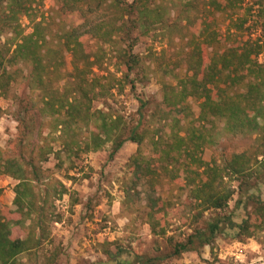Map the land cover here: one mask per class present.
<instances>
[{"label": "trees", "instance_id": "trees-1", "mask_svg": "<svg viewBox=\"0 0 264 264\" xmlns=\"http://www.w3.org/2000/svg\"><path fill=\"white\" fill-rule=\"evenodd\" d=\"M56 1L65 13L81 17L62 33L61 47L49 43L45 0H0V98L17 104L13 114L18 121V133L0 149V178L16 180L14 199L0 208V264L55 260L59 250L47 248L51 226L62 217L55 201L64 194L72 197L57 173L67 163V169L73 168L75 159L107 142L112 144L111 159L126 141L139 145L127 165L131 187L126 193L145 183L147 222L166 247L162 251L158 245L154 256L136 253L128 264H161L205 245L213 248L226 230L240 241L264 233V199L250 193L259 180L264 182V39L234 37L223 49L204 53L205 45L218 41L215 11L233 12L244 0H210L205 12L201 0H179L177 12L166 4L177 0ZM199 12L205 14L200 21ZM196 22L200 25L188 41V74L177 77L176 84L164 83L162 100L148 116L149 126L145 128L142 110L147 100L141 97L139 119L132 127L125 126L112 106L94 108L95 101L109 99L115 91L121 93L127 86L136 90L143 67L134 48L141 37L157 26L182 31ZM231 22L238 30L247 16ZM93 39L101 43L94 51L89 47ZM65 52L72 56L68 73ZM189 97L199 101L196 120ZM217 121L224 122L223 131L229 135L255 134V142L242 152L206 160L205 149L216 143ZM147 140L149 155L141 148ZM51 155L55 165L45 167ZM162 179L188 189L189 223L181 225L188 224L189 231L180 236L169 234L168 203L158 195ZM236 193L247 194L252 202L240 223L226 211ZM242 200L237 199V205Z\"/></svg>", "mask_w": 264, "mask_h": 264}, {"label": "rangeland", "instance_id": "rangeland-1", "mask_svg": "<svg viewBox=\"0 0 264 264\" xmlns=\"http://www.w3.org/2000/svg\"><path fill=\"white\" fill-rule=\"evenodd\" d=\"M209 1L201 0V11L205 12L208 9ZM166 4L171 11L177 12L181 8L179 0ZM44 10L49 43L61 47L60 36L81 22V17L78 13L62 11L56 0H45ZM192 15L196 17L198 12H192ZM199 15L196 20L204 19L205 14L199 12ZM242 16H247V22L242 28L234 30L236 24H233L231 19ZM207 17H209L208 21L212 20L211 16ZM173 20L171 18L170 22ZM23 23L27 25L26 31L30 32L28 21L24 19ZM179 23L184 25L185 21ZM199 25L197 22L192 23L188 29L184 28L182 31H178L176 26H157L148 36L141 37L134 48L141 56L143 67L136 90L127 86L121 93L115 91L109 99L95 101L94 108L105 109L107 106H112L115 114L122 115L125 126L132 127L139 119L141 103L138 99L141 97L144 101L147 100L146 107L142 110L146 115L145 128L149 126L148 116L162 100L164 83L176 84L177 77L188 74L186 63L190 50L188 41L192 31ZM230 25L232 29L228 30ZM213 28L218 31V41L213 46L205 45V54L223 49L234 37L247 39L262 36L264 39V0H244L233 12L215 11ZM183 35L186 37L183 38ZM100 45L97 39L89 42L90 50L93 51ZM115 46L116 44L112 49L108 46L109 53ZM65 54L67 62L64 71L68 73L72 70V56L68 52ZM259 59L262 61L263 56L260 55ZM110 63L112 64V61ZM189 103L193 110L192 117L196 120L200 110L199 101L189 97ZM16 108L17 104H13L10 99L0 98V149L6 148L12 135L18 133V121L13 114ZM206 125L211 126L210 123ZM223 127L224 122L217 121L216 143L211 148L205 149L203 155L208 161L214 155L220 159L232 152H242L255 142V134L229 135L223 131ZM54 146L58 148L59 143H55ZM111 146V142H107L99 150L82 154L75 159L73 168L67 169L69 166L67 163L65 169L57 173V176L70 188L72 197L70 194H64L55 201L57 211L62 217L51 226V238L47 248L49 251L58 249L59 255L53 262L47 264H128L134 260L136 253L147 257L157 255L158 245L162 251L165 250L163 239L153 236L150 224L147 222L145 183L138 185L137 190H131L129 195L126 193L131 187V173L127 165L139 145L131 140L126 141L112 159L109 157ZM141 148L145 154H150L148 140ZM55 162L56 159L51 155L44 166L53 167ZM15 183L16 180L9 176L0 178V208L11 204L14 199ZM233 184H237V181ZM250 193L260 195L264 199V182L259 180L258 186L252 188ZM187 194L188 189H181L180 184L168 179L161 180L158 195L168 203L169 234L180 236L185 231H189L188 224L181 225L183 221L189 223ZM248 197L245 193L242 195L236 193L226 210L232 214L233 220L237 223H240L252 209V202L247 201ZM237 199H243V202L237 205ZM63 228H68L66 234H60L59 230ZM232 233L226 230L218 236L213 248L205 245L199 252L187 251L180 257L165 260L161 264H264V233L241 241L235 239ZM64 239L67 240V249L61 245ZM72 241H75V244ZM31 264H42L41 259Z\"/></svg>", "mask_w": 264, "mask_h": 264}, {"label": "crops", "instance_id": "crops-1", "mask_svg": "<svg viewBox=\"0 0 264 264\" xmlns=\"http://www.w3.org/2000/svg\"><path fill=\"white\" fill-rule=\"evenodd\" d=\"M64 222H61V224H63ZM69 228V227H68ZM68 228H63V229H61V230H59V232H60V234H66V232L68 231ZM78 235V234H77ZM60 236H62V235H60ZM79 237H81V235L79 236ZM62 238V237H61ZM75 239L77 240V237H75ZM74 244H75V241H72ZM66 243H67V240L66 239H64V242H62L61 243V245L62 246H64V248L65 249H67L68 248V246L66 245ZM66 245V246H65ZM77 247V246H76ZM77 248H80V247H77ZM81 250V249H80ZM69 251L67 250V253H68ZM74 253H76L75 251H74Z\"/></svg>", "mask_w": 264, "mask_h": 264}]
</instances>
